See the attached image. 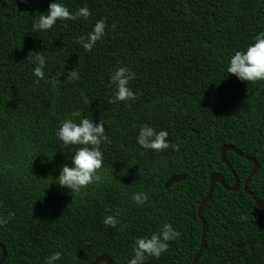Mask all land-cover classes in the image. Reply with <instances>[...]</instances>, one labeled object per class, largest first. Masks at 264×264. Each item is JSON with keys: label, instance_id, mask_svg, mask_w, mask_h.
Here are the masks:
<instances>
[{"label": "trees", "instance_id": "16d2710c", "mask_svg": "<svg viewBox=\"0 0 264 264\" xmlns=\"http://www.w3.org/2000/svg\"><path fill=\"white\" fill-rule=\"evenodd\" d=\"M52 2L0 0V217L11 214L0 225L3 264H43L55 251L62 253L56 264H92L103 254L127 264L135 238L163 223L180 237L146 264H190L201 245L197 209L210 176L235 182L221 159L225 144L256 159L248 187L264 199V81L226 72L230 56L264 31V0H60L73 13L86 7L88 18L35 30ZM98 20L105 34L86 51L78 38ZM38 56L44 79L36 82ZM117 66L135 73L128 85L135 100L110 102ZM72 69L79 78L68 81ZM74 112L101 120L108 137L100 146V179L78 193L54 181L83 147L56 136L65 118L79 122ZM143 124L167 131L170 147L142 149L136 136ZM226 157L240 188L214 185L202 210L206 247L196 264H264V208L242 188L253 163L233 151ZM137 192L147 193L145 204L132 201ZM109 214L116 228L102 223Z\"/></svg>", "mask_w": 264, "mask_h": 264}, {"label": "clouds", "instance_id": "9594fccd", "mask_svg": "<svg viewBox=\"0 0 264 264\" xmlns=\"http://www.w3.org/2000/svg\"><path fill=\"white\" fill-rule=\"evenodd\" d=\"M46 13V15L41 14L33 23L35 30H50L57 20H86L89 16V10L86 7L73 13L60 0H53L48 5ZM104 34L105 22L104 20H98L91 32L78 38V43L84 50L91 51ZM44 65V58L38 56L37 66L33 69V76L37 78L36 82L44 79ZM226 72L228 75H234L242 82L264 81V31L257 33L253 38V42L248 44L243 51L237 50L230 56ZM134 76L135 73L121 66H117L111 72L109 80L114 88V94L110 102L123 101L127 103L130 100H135L136 94L128 86L129 81ZM78 78V73L74 69L65 74V79L68 81ZM72 116L79 117V122L77 123L71 118H65L56 130V136L65 146L82 145L83 147L75 150L71 156V166L64 164L54 181L60 188L68 189L71 193H78L81 189L100 179L97 173V170L102 167L103 159L100 146L102 143L108 142V137L105 135L104 123L101 120L94 122L87 116L80 117L79 112L72 113ZM167 137V131L157 130L149 124H143L139 126L136 143L142 149L161 152L170 147ZM171 147L173 150H178L176 145H171ZM131 199L136 205H143L149 197L145 192H137L133 193ZM10 215L0 217V225L6 224ZM102 223L110 228H116L117 218L109 214L103 218ZM179 237V231L171 223H163L157 232L136 237L127 264H146L149 257L158 259L162 253L168 250L170 242L177 240ZM61 258L62 253L55 251L44 258L43 264H56Z\"/></svg>", "mask_w": 264, "mask_h": 264}, {"label": "water", "instance_id": "95a60500", "mask_svg": "<svg viewBox=\"0 0 264 264\" xmlns=\"http://www.w3.org/2000/svg\"><path fill=\"white\" fill-rule=\"evenodd\" d=\"M263 142H264V135H263ZM227 151H233L235 152L238 156L245 158L246 160H249L253 163V168L250 171V173L248 174V176L246 177L242 188L244 190L245 193H247L248 195H250L252 197V199L254 200L255 204L260 207V208H264V199H259L256 195H254L252 193V191L249 189L248 187V183L250 181V179L252 178V176L257 172V170L259 169V164L256 161V159L250 155L245 154L244 152L240 151L238 148H236L233 145L230 144H225L220 151V155H221V159L222 162H224L227 167L229 168L230 172L233 174L235 182L233 185H227L224 181L223 175L221 173H213L210 176V187L208 189L207 194L205 195V197L203 198V200L200 202L198 209H197V214L200 218V221L202 223V234H201V245L200 248L198 250V252L196 253L195 257L192 259L190 264H196L197 261L199 260L202 252L204 251L205 247H206V232H207V222L205 220V218L202 215V210L203 207L205 205V203L208 201V199L210 198L212 191L214 189V185L216 183H219L222 187H224L226 190L228 191H238V189L240 188V182H239V178L236 175L235 170L233 169L232 165L230 164L229 160L226 157V152ZM186 174H182V175H174L171 176L167 182L165 183V186L168 188L170 187L173 183L175 182H179L183 179H185ZM0 250H1V257H0V264H3L4 260L6 259V248L5 246L0 242ZM100 262H105L107 264H114L112 262V260L105 254L98 256L94 262L92 264H99Z\"/></svg>", "mask_w": 264, "mask_h": 264}]
</instances>
